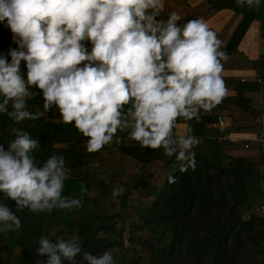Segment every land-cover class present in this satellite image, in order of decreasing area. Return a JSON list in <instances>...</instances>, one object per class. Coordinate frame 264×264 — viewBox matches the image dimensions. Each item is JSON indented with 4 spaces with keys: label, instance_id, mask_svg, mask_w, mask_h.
Segmentation results:
<instances>
[{
    "label": "clouds",
    "instance_id": "obj_1",
    "mask_svg": "<svg viewBox=\"0 0 264 264\" xmlns=\"http://www.w3.org/2000/svg\"><path fill=\"white\" fill-rule=\"evenodd\" d=\"M235 3L259 8L262 0ZM164 8L165 0H0V25L16 45L0 53V114L13 125L35 120L28 101L40 95L45 112L57 110L87 138V152L119 143L117 133H125L140 147L173 157L181 173L194 171L200 139L190 124L185 132L176 129L181 121L199 122L221 102L229 54L202 18L181 22L177 11L165 16ZM11 132L0 143V234L20 229L16 212L25 209L82 207V199L63 194L64 155L38 163L39 140L20 127ZM166 178L176 183L171 172ZM86 192L81 184V195ZM36 252L45 259L35 264H117L111 250H83L76 230L54 239L40 235Z\"/></svg>",
    "mask_w": 264,
    "mask_h": 264
},
{
    "label": "trees",
    "instance_id": "obj_2",
    "mask_svg": "<svg viewBox=\"0 0 264 264\" xmlns=\"http://www.w3.org/2000/svg\"><path fill=\"white\" fill-rule=\"evenodd\" d=\"M207 3L210 8L203 14L204 19L226 9L241 16L222 46L229 54L222 65L253 64L262 83L224 80L226 89L235 92L233 96H223L210 112L201 115L199 122L195 119L180 122L176 131L185 132L190 124L192 134L200 139L194 148L195 170L181 173L178 165L173 167V157H167L161 149L142 148L133 140L127 141L125 133H117L122 137L119 143L87 152L84 143L87 138L72 124L64 123L57 110L45 112L42 97L37 95L28 101L29 110L37 114V119L13 125L0 114V143L12 138L11 127L16 126L39 140L41 147L35 153L38 163L51 154H63L69 176L63 194L82 199V207L70 211L53 209L32 213L25 209L16 212L13 202L3 198L20 218L21 228L0 234V264H35L37 259H45L36 252L40 235L54 239L67 237L74 230L81 237L83 250L93 254L111 250L117 264H263L264 192L254 196V191L260 184L264 186V153L252 142H249L252 146L245 148L239 143L207 137L206 132L219 114H225L236 131L252 133L255 131L244 128L242 122L248 116L264 114V105L255 108L260 100L256 94L264 91V0L259 8L241 7L235 0H207ZM173 10L181 15V22L200 18L188 0H165L164 15ZM255 22L259 26V57L251 61L240 57L238 48ZM11 37L10 29L0 25V53L6 54L10 47H16ZM21 68L24 70L23 62ZM113 150H118L125 173H129L128 164L132 160L145 169L150 167L152 172L141 171L135 174V180L123 183L117 175L110 176L92 165L95 159L103 163L105 156L102 159L99 155ZM155 161L161 165L154 166ZM165 170L177 177L176 183L169 184L166 179L159 198L150 207L145 205L141 212L139 208L133 209L127 191L148 195L154 191V184L162 174L167 173ZM140 180L149 184L146 193L136 189ZM81 184L87 188L83 195ZM114 189L119 190L116 196L112 194ZM246 212H250L249 217ZM122 214H136V221L128 230V248L122 240H125L123 229L116 222L123 223L125 215Z\"/></svg>",
    "mask_w": 264,
    "mask_h": 264
},
{
    "label": "crops",
    "instance_id": "obj_3",
    "mask_svg": "<svg viewBox=\"0 0 264 264\" xmlns=\"http://www.w3.org/2000/svg\"><path fill=\"white\" fill-rule=\"evenodd\" d=\"M188 4L191 6L193 11L196 15H198L200 18H202L208 25V27L213 30L216 34L224 33L222 41V46H225L226 42L232 35L234 29L238 25L241 16L235 14L232 10H222L215 14L214 16L204 19L203 14L210 8L209 4L207 3V0H188ZM226 32H227V38H226ZM224 37L226 38V42L224 43ZM259 26L258 23L255 22L250 27L249 31L241 41L239 45V56L240 57H247L251 61L257 60L259 57ZM256 72H255V66L253 64H237V66H223L221 71V77L223 80L226 81H235V80H241L244 78L246 81H254L256 80ZM235 92L233 90L226 91L224 96H233ZM260 100H258L256 103L255 108H261L264 105V91L259 92L256 94ZM254 96V95H253ZM257 99V97H255ZM219 116L223 117L225 120L224 126L230 127V123L232 124V120L227 117L225 114H219ZM213 125V124H212ZM212 125H209L208 129H215L212 128ZM242 126L247 129H253L255 127V124L248 123L246 120L242 122ZM182 128V127H181ZM256 128V127H255ZM227 128H225L226 131ZM218 130V129H215ZM254 133H243L238 132L242 138H250L254 137ZM236 134V133H233ZM207 136V135H206ZM208 137V136H207ZM231 143V142H230ZM254 145V144H253ZM264 192V186L260 184V187L257 188L254 191V196H258L261 193ZM263 201V200H262ZM250 215V213H247ZM249 217V216H248Z\"/></svg>",
    "mask_w": 264,
    "mask_h": 264
},
{
    "label": "rangeland",
    "instance_id": "obj_4",
    "mask_svg": "<svg viewBox=\"0 0 264 264\" xmlns=\"http://www.w3.org/2000/svg\"><path fill=\"white\" fill-rule=\"evenodd\" d=\"M225 31L223 33H219L217 34V37L222 40L223 38V35H224ZM227 32H226V38H227ZM226 38L224 37V43L226 42ZM223 66H237V63H228V64H224ZM264 102V101H263ZM230 127H226V131L225 133L226 134H230V133H238V131H236L232 124L230 123ZM254 131H256L257 129L254 127L253 128ZM126 140H131V139H128L126 138ZM230 143V142H228ZM253 144H256V143H253ZM238 145H242L244 146L245 143H239ZM241 146V147H242ZM105 156V160L103 161V163H99V160L98 159H95L93 161V166L96 167V168H100L101 170H104V171H107L108 174L110 176H118L119 177V180L122 181L123 183H129L133 180L136 179V173H141V171L143 173H146V172H149L151 173L152 171H150V167L146 168L145 167H142V165L137 162V161H129V173H125L124 169H125V166L122 164V161L120 159V156L118 154V150H113L112 152H103L102 154L99 155L100 158L103 159V157ZM158 165H161V162L159 161H155V163H153L154 166H157ZM100 165V166H98ZM127 165V164H126ZM152 165V166H153ZM153 170V169H152ZM167 173L166 174H162V177L159 178V180H157V182L154 184V191L153 192H150L148 195H142L140 196L139 193L135 192V190L132 191H127V195H130V203L132 206L133 209L135 208H139V211L141 212V209L143 210V208H145V205H146V208L150 207L160 196L161 194V190H162V185H164L165 183V180L167 179V175L169 173V171L165 170ZM146 182V181H145ZM147 185H148V188H149V184L148 182H146ZM148 188L143 191L144 193H146L148 191ZM140 191V190H139ZM142 192V191H141ZM119 205V204H118ZM139 212V213H140ZM247 213H250V212H246V217H248L249 215ZM123 216L125 214H122ZM136 214H129V215H125V220L123 221V223H121L119 220H117V225L119 228L123 229V232L126 233L128 230H130L131 226L133 225V223L136 221L135 219V216ZM145 233H141V235L143 236ZM123 237V235H122ZM124 238L125 240L122 238L124 244H125V248H128L130 243H129V237H126L125 234H124ZM143 251V250H142ZM134 256H136V254H134ZM129 259V258H128ZM125 264H129L128 262L125 263Z\"/></svg>",
    "mask_w": 264,
    "mask_h": 264
},
{
    "label": "built area",
    "instance_id": "obj_5",
    "mask_svg": "<svg viewBox=\"0 0 264 264\" xmlns=\"http://www.w3.org/2000/svg\"><path fill=\"white\" fill-rule=\"evenodd\" d=\"M245 79L243 78L242 81H244ZM256 80L258 81V83H262V79L258 78L256 76ZM259 116H248L246 117V121L248 123H253V125L255 124V127L258 128V132L254 133V137H250V138H242L239 134H226L225 133V128L226 126H224L225 124V120L223 117L218 116L217 121L212 125V128L218 129L220 131V137L218 138L219 141L221 142H231V143H245V148H249L250 143H256L261 152L264 153V121H258ZM263 206H262V218L264 220V197H263ZM263 231H264V222H263ZM126 237H129L128 235V231L126 233H124ZM262 263L264 264V255L262 256Z\"/></svg>",
    "mask_w": 264,
    "mask_h": 264
},
{
    "label": "water",
    "instance_id": "obj_6",
    "mask_svg": "<svg viewBox=\"0 0 264 264\" xmlns=\"http://www.w3.org/2000/svg\"><path fill=\"white\" fill-rule=\"evenodd\" d=\"M206 135L210 138H219L220 137V131L215 129H208L206 132ZM148 188L147 183L144 180H140L137 185L136 189L140 191H145Z\"/></svg>",
    "mask_w": 264,
    "mask_h": 264
}]
</instances>
